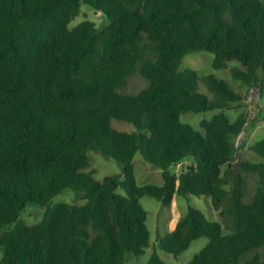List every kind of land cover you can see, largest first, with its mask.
Returning a JSON list of instances; mask_svg holds the SVG:
<instances>
[{
  "label": "trees",
  "instance_id": "1",
  "mask_svg": "<svg viewBox=\"0 0 264 264\" xmlns=\"http://www.w3.org/2000/svg\"><path fill=\"white\" fill-rule=\"evenodd\" d=\"M83 4L109 24L71 28ZM200 51L216 55L218 70L240 63L233 78L264 96V1L0 0V264H129L150 246L142 198L171 207L175 194L210 198L223 224L190 208L162 241L167 254L207 237L188 264H264V163L233 165L246 122L225 111L242 97L225 80L180 71ZM137 74L148 85L123 92ZM200 81L218 98L200 93ZM207 111L220 112L201 130L181 121ZM252 150L264 158V141ZM90 151L119 162L122 175L97 180ZM137 153L162 170L163 185L137 184ZM247 175L259 177L253 191ZM66 189L84 205L49 206ZM29 203L47 207L34 226L20 220ZM146 264L166 263L155 252Z\"/></svg>",
  "mask_w": 264,
  "mask_h": 264
},
{
  "label": "rangeland",
  "instance_id": "2",
  "mask_svg": "<svg viewBox=\"0 0 264 264\" xmlns=\"http://www.w3.org/2000/svg\"><path fill=\"white\" fill-rule=\"evenodd\" d=\"M86 20L94 22L101 29L109 24L105 15L95 12L83 4L81 14L72 21L70 27L73 28ZM215 58L216 55L210 52L190 53L183 58L180 71L183 72L190 69L196 71L200 77L214 76L217 79L225 80L232 92L241 95L242 98L237 102L231 103L228 110L225 111L231 123L236 122L240 118L246 122L239 134L232 139L233 154L235 157L237 156L232 163L235 166L240 160H248L257 164L264 163V158L252 150L255 144L264 141V122L262 121L264 96L261 95L259 88L250 87L233 78V68L238 67L245 71V68L240 63L232 61L227 69L218 70L213 66ZM147 85L148 82L137 74L129 80L128 86L123 92L136 93ZM199 92L206 95L210 100L218 98V94L210 88L209 84L203 81L199 82ZM216 112L207 111L200 114H184L181 116V121L184 124L192 125L197 130H201L200 123L203 120L211 119ZM112 128L127 133L139 132L134 125L119 120L112 121ZM89 156L91 158V166L87 171L94 170L97 180L103 181L107 176L122 175V167L116 160L109 159L97 151H90ZM190 164L191 162H185L179 166H174L171 171L180 175ZM134 170L139 186H161L164 183L162 170L147 162L140 153L135 156ZM121 180L123 181L124 177ZM247 180L250 190L253 191L258 187L259 177L257 175H247ZM118 193L126 195V191L122 187L118 189ZM61 203L76 206L84 205V202L80 200V193L73 189H66L54 197L49 206ZM141 203L148 214L147 226L151 234L150 246L139 256H129V264H146L155 252L159 254L166 264H188L208 245L210 241L207 237L194 241L191 247L179 256L167 254L162 249L161 243L175 229L179 220L189 212L190 208L200 210L209 221L223 224L219 211L213 208L211 199L208 197L175 194L171 207H166L161 201L148 196L142 198ZM46 210L47 207L29 203L21 214L20 220L29 226H34L43 220ZM224 232H227L225 228ZM261 253V249H257L247 254L242 262L244 263ZM3 256L4 251L0 249V260Z\"/></svg>",
  "mask_w": 264,
  "mask_h": 264
}]
</instances>
